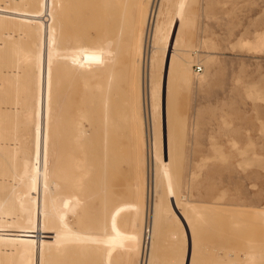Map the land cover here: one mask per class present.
Listing matches in <instances>:
<instances>
[{
  "label": "rangeland",
  "instance_id": "obj_1",
  "mask_svg": "<svg viewBox=\"0 0 264 264\" xmlns=\"http://www.w3.org/2000/svg\"><path fill=\"white\" fill-rule=\"evenodd\" d=\"M126 2L125 27L114 33L113 63L127 68L121 104L126 127L123 149L129 152L132 141H140L136 132L143 113L141 67L137 59L143 18L139 9L141 0ZM22 6L26 11L21 15L13 11L16 6L11 3L6 8L0 7L1 15L18 21L11 25L0 17V100L2 89H6L12 93L7 101L13 103V99H18L16 104L20 108L17 116L0 120V144L18 141L17 154L23 156L24 146L32 145V133H25L32 103L27 102L28 97L24 98L22 92L15 97L14 88L24 89L31 84L29 78L39 70L34 56L42 54L50 37L40 32L31 35L37 15L40 18L36 23L47 22L40 11L41 0H23ZM170 10L175 20L170 28L171 42L160 43L166 48L159 49L163 55L160 54L161 63L155 71L160 85L157 127L163 147L169 153L166 158L169 164H163L168 165L163 174L162 197L174 208L181 193L189 194V199L207 207V211L202 217L171 220L168 224L160 219L154 233V239L157 241L158 237L160 241L155 242L153 264L167 261V264H251L248 258L253 256L257 257L253 264H264V214L260 212L264 210V45L261 44L264 40L257 38L264 33V0H171ZM13 28L25 29L26 37L7 39L5 34ZM67 46L71 48V43ZM197 66L202 71L198 72ZM14 68L21 73L5 80L8 71ZM55 76L54 73L52 86L58 85L59 78ZM9 79L19 82H8ZM59 109L58 105L55 111ZM150 133L148 128V136ZM56 149L59 154L58 144ZM31 150L34 152V147ZM33 158L36 160L35 155ZM22 160L24 157L14 166H0L4 172L0 175L2 179L9 171H15L13 194L17 198L29 197L33 191L28 184L31 166L22 165ZM123 166L128 173V164ZM133 169L135 176L126 179V191L116 203L114 214L119 217L129 252L135 256L136 264H140L143 201L142 195L129 194L130 186L134 191L139 189L140 168L133 166ZM60 170L61 166L51 162L45 166V206L49 205L53 172L60 174ZM58 189L60 186L56 185ZM84 200L80 194L76 197L68 190L60 204L66 207L65 203L70 201L75 207L77 218L71 214L68 217L76 238L83 236L90 223V211ZM40 228L35 229L38 238L43 235ZM27 253L21 250L18 264L28 262ZM74 263L83 264L81 260Z\"/></svg>",
  "mask_w": 264,
  "mask_h": 264
},
{
  "label": "bare ground",
  "instance_id": "obj_2",
  "mask_svg": "<svg viewBox=\"0 0 264 264\" xmlns=\"http://www.w3.org/2000/svg\"><path fill=\"white\" fill-rule=\"evenodd\" d=\"M126 1L41 0L40 11L47 22L45 25L36 23L40 18L37 15L31 35L47 33L50 40L42 54L34 56L35 67L39 70L29 78L31 84L24 89L14 88V96L22 92L24 98L28 97L27 102L32 103L25 131L32 133V145L24 146L22 156L17 154L18 141L0 144V166H14L22 157L21 164L31 166L28 184L33 191L29 197L17 198L13 194L17 180L15 171H9L3 179L0 177V264H18L21 250L28 251V262L24 261V264H75L78 260L83 264H136L119 217L114 214L116 203L126 191V179L135 176L133 166L140 168L137 172L139 189L134 191L130 186L129 194L142 195L143 201L140 264H153L155 242L160 241L158 237L159 241L154 239V233L160 219L166 223L188 220L202 217L207 211V207L189 199V194L181 193L174 208H170L162 197L163 174L169 164L166 159L169 153L163 147L157 127L160 85L155 71L157 64L161 63L160 54L163 55L159 49L166 48L160 43L167 45L171 42L170 28L175 23L170 14L171 0L140 2L143 23L137 59L141 67L143 113L136 132L140 141H132L129 152L123 149L126 127L121 97L127 68L125 65L116 67L113 60L116 57L114 33L125 27ZM7 3L16 6L13 11L17 15L26 11L23 0L0 1V7L6 8ZM0 17L11 25L18 22L1 14ZM24 30L13 28L5 34L6 38L22 40L26 37ZM257 38L263 41L264 33ZM69 42L71 48L67 46ZM20 73V69L14 68L4 79L15 78ZM54 73L56 79L59 78L56 86H52ZM9 80L19 82L18 79ZM11 94L2 89L0 120L5 121L3 118L20 113L16 104L18 99H13V103L7 101ZM58 105L60 109L55 111ZM148 128H151L149 136ZM56 144L60 148L59 154ZM48 162L61 166V170L60 174L53 172L55 179L50 185L49 205L45 206L43 195L47 191L45 166ZM124 163L129 166L128 173L124 170ZM165 163L168 164L164 166ZM2 173L0 171V175ZM56 185L60 186L58 191ZM68 190L76 197L83 196L84 205L90 211V223L81 238L73 235L74 227L68 217L71 214L72 218H77L75 207L70 201L65 203L68 204L66 207L60 206L63 193ZM260 212L264 214V210ZM39 227L43 229V235L38 238L35 229ZM254 257L257 258H248V262L252 260L250 263L253 264Z\"/></svg>",
  "mask_w": 264,
  "mask_h": 264
},
{
  "label": "built area",
  "instance_id": "obj_3",
  "mask_svg": "<svg viewBox=\"0 0 264 264\" xmlns=\"http://www.w3.org/2000/svg\"><path fill=\"white\" fill-rule=\"evenodd\" d=\"M197 70L201 71L202 70L201 66H197Z\"/></svg>",
  "mask_w": 264,
  "mask_h": 264
}]
</instances>
